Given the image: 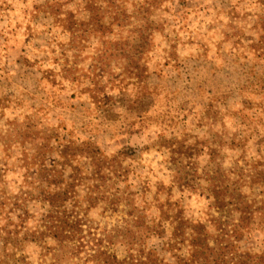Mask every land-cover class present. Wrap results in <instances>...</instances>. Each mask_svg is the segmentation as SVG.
Listing matches in <instances>:
<instances>
[{"label":"rangeland","instance_id":"374dc122","mask_svg":"<svg viewBox=\"0 0 264 264\" xmlns=\"http://www.w3.org/2000/svg\"><path fill=\"white\" fill-rule=\"evenodd\" d=\"M47 1L65 2L62 7L78 22L88 15L82 0H0V169L15 164L22 151L14 145L6 157L4 142L24 139L31 125L37 143L50 136L58 149L81 145L82 158L74 165L82 197L98 183L87 148L95 146L104 157L120 155L108 189L121 204L112 211L99 203L87 212L96 233L120 224L131 207L146 221L158 219L157 207L167 200L189 221L203 222L217 215L212 177L231 193L241 189L244 203L264 212V50L254 48L264 38L259 0H158L142 81L127 76L129 60L111 41H136L144 0H112L121 17L113 31L101 39L82 37L81 30L75 42L43 12ZM104 21H111L108 14ZM96 76L104 87L93 102L87 87ZM196 141L200 156L177 158L178 144ZM55 157L53 152L49 160ZM178 169L194 174L189 188L174 183ZM21 174L17 169L10 180L17 183ZM72 174L68 167L64 178ZM45 209L30 207L36 217ZM165 227L168 236V222ZM242 245L263 251L264 230L254 228ZM146 247L160 251L161 239L148 238ZM112 249L119 258L125 254L120 246ZM22 254L38 263L35 247L16 252L15 260Z\"/></svg>","mask_w":264,"mask_h":264},{"label":"trees","instance_id":"16d2710c","mask_svg":"<svg viewBox=\"0 0 264 264\" xmlns=\"http://www.w3.org/2000/svg\"><path fill=\"white\" fill-rule=\"evenodd\" d=\"M258 2L264 7V0ZM113 4L112 0H82L83 11L88 14L82 22L75 20L72 12L62 7L65 2L47 1L43 12L52 16L70 34L72 42L80 37L81 30L82 37L93 35L103 39L121 20L117 9L113 11L111 8ZM156 6H159L158 0H144L137 10L139 24L135 42L111 41L113 48L129 60L125 66L127 76L138 81L146 76L142 55L149 51L156 31L151 20ZM106 14L111 20L107 23L104 21ZM257 23L264 30V18H259ZM256 43L255 49L264 50V38ZM89 82L87 91L91 100L97 102L100 99L98 92L104 85L99 77ZM33 128L26 125L28 134L24 139L14 138L3 144L6 154L14 145L20 146L22 151L15 164L4 163V168L0 169V264H31L26 254L15 260L16 252L24 253L28 246L38 250L37 264H264V250L253 252L242 245L254 228L264 230V212L244 203L241 189L235 187L231 193L229 187L224 189L213 183L216 177H212L209 190L214 200L212 208L217 215L209 214L203 222L189 221L181 207L167 200L157 207L158 219L146 221L144 217L134 215V207H131L126 213L128 218L122 219L120 224L96 233L87 212L99 203L112 211L121 204L120 197L108 189V182L121 166L120 155L104 157L95 146L93 151L87 148V157L96 165L94 177L98 183L87 187L82 197L77 189L80 186L79 169L74 165L82 158L81 145L70 142L58 149L51 145L50 136L41 137L42 142L37 143L38 133H33ZM197 143L178 144L177 158L183 161L200 156L202 148H197ZM26 145L31 148L27 149ZM53 152L57 153V158L49 160ZM68 167L73 174L65 179L64 172ZM17 169L22 174L21 180L15 183L9 174H14ZM182 170L178 169L174 183L179 188H189L194 174ZM32 206L46 209L36 217L31 213ZM165 222L170 227L168 236ZM152 237L161 239L160 251L146 247V240ZM50 241L55 243L51 245ZM114 246L122 247L125 254L121 258L113 251Z\"/></svg>","mask_w":264,"mask_h":264}]
</instances>
